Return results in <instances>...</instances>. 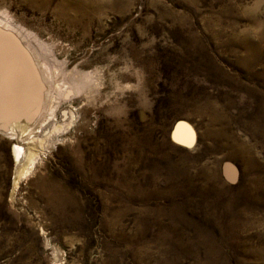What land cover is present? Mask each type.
I'll return each instance as SVG.
<instances>
[{
	"label": "rangeland",
	"instance_id": "1",
	"mask_svg": "<svg viewBox=\"0 0 264 264\" xmlns=\"http://www.w3.org/2000/svg\"><path fill=\"white\" fill-rule=\"evenodd\" d=\"M0 264H264V0H0Z\"/></svg>",
	"mask_w": 264,
	"mask_h": 264
},
{
	"label": "bare ground",
	"instance_id": "2",
	"mask_svg": "<svg viewBox=\"0 0 264 264\" xmlns=\"http://www.w3.org/2000/svg\"><path fill=\"white\" fill-rule=\"evenodd\" d=\"M172 139L174 141H178V140L186 141V133L182 130V128L179 125L176 126V128H174V130L172 131ZM13 152H14L15 156L16 157L19 156L20 159H24V157L26 155V150L23 146L15 145L13 147Z\"/></svg>",
	"mask_w": 264,
	"mask_h": 264
}]
</instances>
